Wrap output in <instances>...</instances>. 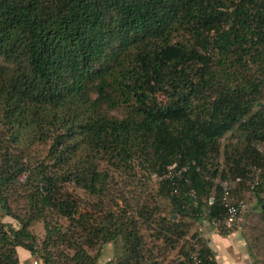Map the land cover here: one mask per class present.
Masks as SVG:
<instances>
[{"label": "trees", "instance_id": "trees-1", "mask_svg": "<svg viewBox=\"0 0 264 264\" xmlns=\"http://www.w3.org/2000/svg\"><path fill=\"white\" fill-rule=\"evenodd\" d=\"M0 60V211L18 225L0 222V264H17L16 248L41 264H96L118 238L120 254L106 264H150L154 250L174 248L187 226L156 207L80 209L74 190L105 199L101 161L116 170L137 159L158 178L186 166L188 186L178 182L174 195L163 179L159 192L172 213L211 223L225 213L219 187L211 196L217 170L209 177L202 164L233 131L226 162L239 175L243 160L259 169L264 195V0H0ZM118 106L124 117L103 109ZM47 141L49 163L25 167L29 148ZM258 202V227L245 239L251 264H264V196ZM141 218L162 246H147ZM35 222L40 243L28 230ZM191 245L198 264H216L206 240ZM178 264L193 263L185 254Z\"/></svg>", "mask_w": 264, "mask_h": 264}, {"label": "rangeland", "instance_id": "rangeland-1", "mask_svg": "<svg viewBox=\"0 0 264 264\" xmlns=\"http://www.w3.org/2000/svg\"><path fill=\"white\" fill-rule=\"evenodd\" d=\"M1 61V60H0ZM2 63V61H1ZM7 67V70L10 71V66ZM99 67L96 65L94 69V73L98 72ZM109 80V79H108ZM109 89H107V92ZM262 101H264V88L260 90ZM113 95V94H112ZM157 99L163 100L161 95L157 96ZM104 112H106V115L109 117H116L121 118L124 117L125 114L128 112L126 107L118 106L114 109L108 110L106 108ZM233 132V131H232ZM232 132H229L225 135H223L218 140V149L217 153L210 152L207 154V158L203 161V168L205 172L209 175L214 171V167L216 168L217 172L214 177L211 178L212 183V189H211V196L214 195V189L215 187H219V184L222 181H231L232 177H237L240 174V171L235 174V171L230 170L232 163L226 162V155H231L233 153V149L236 143L235 136ZM44 147H41V145H34L29 148V151L31 152L30 158H25L24 162H26L24 165L27 167L29 165L30 170L33 168L34 165H36L38 162L43 161L44 163H49V160H46V149L48 148V143ZM11 147V146H10ZM10 151H12V148H10ZM261 150V147H259ZM245 160L241 161L242 167V173H244V169L246 167H249L251 165H246ZM100 167L105 168L108 177L110 178V182L108 185V189L106 192L105 199L103 201H98L93 197L87 196L80 190H74V194L80 201L76 202L78 205H80V209L83 208V206H86V208L89 211L95 210L92 207L96 206L97 208L101 205L103 206V209L106 211L109 207L114 210H123L126 213H132L135 211V208H140L142 206H145L148 210V212L151 211L152 207H156V214L160 217L165 218L167 221H173L177 222L179 224H183L187 226V232L185 236L175 244L174 248H169L164 252H168L167 255L163 256L164 253L162 250L155 252L154 255H160V257L152 262L154 264H178L183 262L184 255H190L195 248V246L192 247V241L199 233H205L203 237H200L207 242V246L211 250L217 249L218 254V261L219 263L223 262L231 263L228 259V254H230L233 258V261H237L238 264H251L250 259L247 255V246L245 239L249 238L251 234L255 233V228L258 227V214H259V207L260 204L258 202L259 199L263 198V192L259 191L258 195H256L257 190H254L252 192H248L246 189L243 188V186H238L237 189L234 191V196H237L238 198L243 199L245 208L242 211L238 225L235 229H233L229 234L226 236H221L222 238L218 241L208 243L207 239L210 237L208 231L211 229V226L209 223L203 222L201 219L200 221H197L193 218L192 213H189L187 211L186 215H177L176 213H172L170 202L165 196H163L159 191L160 188V180H163V177L167 174L162 175L160 178L155 177L154 175H148V173L145 170V166H143L140 161L137 159H133L130 161V164L128 167H122L119 169H114L111 167V165H107L104 161L100 162ZM28 168L25 169V172L20 176L19 180H17L18 184L20 185L19 192L22 193L21 186L23 185V182L25 178L28 175ZM169 171V169L167 170ZM221 171H224L226 174V178L222 179L220 177ZM239 175V176H241ZM167 178H164L166 180ZM169 179V178H168ZM19 187V186H18ZM23 187V186H22ZM72 189L71 186H68V190ZM220 189V188H219ZM169 192V188H168ZM169 194V193H168ZM22 195V194H20ZM171 195L169 194V197ZM17 203H19V196H16ZM16 202V201H15ZM114 202H117V206H114ZM15 206V205H13ZM91 207V209H90ZM96 208V209H97ZM137 211V210H136ZM140 211V210H139ZM142 218L137 220V229L140 235L144 237V241L147 244L148 247H152L153 245L162 246L160 245V242L155 241L153 239V228L152 226H146L142 222ZM0 222L4 224L11 225L12 228L17 229L18 225L17 223L12 220L9 217H6L3 215V213L0 211ZM60 223H63L65 225V222L63 220L60 221ZM29 232L34 236L36 241L40 243V241L44 237V232L42 228L41 222H35L32 223L29 228ZM218 234V233H217ZM219 239V238H218ZM121 241L118 238L114 244H106L102 246L98 253V259L96 264H106L107 262H113L116 257L120 254V248H121ZM215 244V245H214ZM211 247V248H210ZM212 251V250H211ZM214 254V253H213ZM17 258V255H16ZM36 263L37 258L31 257ZM31 259V260H32Z\"/></svg>", "mask_w": 264, "mask_h": 264}, {"label": "built area", "instance_id": "built-area-1", "mask_svg": "<svg viewBox=\"0 0 264 264\" xmlns=\"http://www.w3.org/2000/svg\"><path fill=\"white\" fill-rule=\"evenodd\" d=\"M169 171H167L164 178L169 180L171 185L170 192L174 195L178 194V182H183L186 186H188V181L186 178H183V174L186 173L187 167L181 166L176 168L175 164L169 166ZM167 169V170H168ZM259 175L260 170L249 166L244 169V173L241 176H237L233 178L231 181H222L219 184L220 188V202L224 209V216L222 219L212 221L210 224L211 231L213 233H219L221 229L226 231H232L238 225L240 215L245 208L243 199L234 196V191L238 186H243L248 192H252L259 185ZM169 178V179H168ZM192 191L189 189L187 195L192 196ZM212 202L211 198L208 200L207 204L210 205ZM206 222V220H202ZM207 223V222H206ZM200 237V235H198ZM190 259L193 264H198L197 260V251H194L190 254ZM32 264H37L35 261Z\"/></svg>", "mask_w": 264, "mask_h": 264}, {"label": "crops", "instance_id": "crops-1", "mask_svg": "<svg viewBox=\"0 0 264 264\" xmlns=\"http://www.w3.org/2000/svg\"><path fill=\"white\" fill-rule=\"evenodd\" d=\"M208 233L210 234L209 235L210 237L207 239L208 243L215 242L216 240L219 241L222 238L221 236H219V234L213 233L211 230H209ZM204 234L205 233H199L198 235H200V237H203ZM211 250L214 253V258H215L216 264H224L223 262L219 263V261H218L219 256H218L217 251H216L217 249L215 250L212 248ZM15 251H16V255H17V264H32L34 262V260L31 258L30 254L26 250H24L22 248H16ZM228 259L231 263H226V264H238L237 261L236 262L233 261V258L230 254H228ZM37 264H41L39 260H37Z\"/></svg>", "mask_w": 264, "mask_h": 264}, {"label": "water", "instance_id": "water-1", "mask_svg": "<svg viewBox=\"0 0 264 264\" xmlns=\"http://www.w3.org/2000/svg\"><path fill=\"white\" fill-rule=\"evenodd\" d=\"M150 264H154V263H150Z\"/></svg>", "mask_w": 264, "mask_h": 264}]
</instances>
